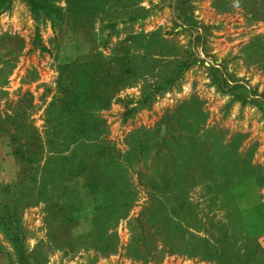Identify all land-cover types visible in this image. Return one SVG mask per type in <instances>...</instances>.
<instances>
[{
	"label": "rangeland",
	"instance_id": "rangeland-1",
	"mask_svg": "<svg viewBox=\"0 0 264 264\" xmlns=\"http://www.w3.org/2000/svg\"><path fill=\"white\" fill-rule=\"evenodd\" d=\"M68 1L57 4L66 10ZM188 2L192 28L175 0H104L91 27L55 23L25 0L0 11V203L3 186L22 173L15 149L29 140V124L44 144L41 166L59 154L90 162L102 149L97 167L73 176V193L55 190L63 198L51 207L41 199L18 208L30 263L264 264V104L256 101L264 94V0ZM140 7L147 15L130 21ZM121 46L134 52V75L106 107L79 110L87 125L76 142L73 111L58 119L61 67L96 51L114 57ZM235 84L249 100L233 95ZM54 124L69 132L65 143ZM93 176L116 179L108 193L117 197L92 193L85 177ZM122 192L130 201L113 204ZM0 264H23L1 224Z\"/></svg>",
	"mask_w": 264,
	"mask_h": 264
},
{
	"label": "trees",
	"instance_id": "trees-1",
	"mask_svg": "<svg viewBox=\"0 0 264 264\" xmlns=\"http://www.w3.org/2000/svg\"><path fill=\"white\" fill-rule=\"evenodd\" d=\"M13 1L14 0H0V11L7 9ZM25 1L29 5L31 11L34 13L43 14L45 17L50 18V20L54 21L55 23L60 22V25H67L70 21L77 20L81 21L84 27L92 26L91 21L93 14L104 4V0H69L68 8L64 10L58 6V0ZM175 2L177 5L176 8L179 11V18L181 19V22L183 24L189 25L191 28L195 27L197 23L191 22L192 15L188 0H175ZM147 13L148 10L145 7H140L136 10H129L128 19L130 21L138 20L146 16ZM131 38L134 37L131 36L129 39ZM44 49L47 50V48ZM113 56L114 57L106 58L102 52L96 51V56L94 59L83 60L78 64L75 62L66 63L61 67V75L59 80L61 81V92L59 93L58 102L62 108V112L58 116V119L62 120L64 113H70L69 111H73L74 121H77L78 123L75 129L71 128L70 130L73 133L71 137H74L76 142L80 141L78 140L79 137L86 135L84 129L85 125H87V120H85L81 114H77L79 110L84 106H90L96 109L106 107L115 92L114 90L117 89L121 84H123L122 86L128 84L131 80V77L134 75V52H132L131 46H121V49L117 52L116 56ZM114 61L117 62L113 63ZM188 64L189 60L187 59L181 61L180 65L176 66V68L172 71V74L168 77L167 81L173 82ZM116 69H118L116 72L118 74L117 80L114 79ZM123 75V81L118 84L121 80L119 77H122ZM224 82L227 83L226 80H224ZM229 87L236 98L244 102L249 100V92L246 90H241L240 92V90H238L240 89L239 84ZM261 96L262 99L256 101L263 105L264 94ZM52 105L53 103L51 104V108L47 110V115L49 116L47 121L49 124L52 122L54 117ZM58 124H54L50 130L55 139L65 143L63 138L67 139V134L69 132L63 131L61 128H59L60 125ZM3 131L6 130L0 129V132ZM28 132L30 133L27 134L29 140H26L24 144L17 146L15 149L16 155H19L21 159L22 173L15 182L3 186L5 199L0 203V224L3 227L7 238L19 253L20 260L23 262V264H34L30 263L29 257H27L23 252L22 244L24 241V235L20 230L19 222L16 218L18 208H22L24 206V202L27 205L31 203H37L41 199L47 201V205L51 207L55 204L52 203L53 197L62 199V196L66 195L65 193H73V176L77 173L86 172L89 167H97L101 163L100 152H102V149L100 152L98 151L96 155L91 156L90 162H87V159L89 158V156H87L85 158L79 159V163L74 164L72 163L75 161L74 155L65 157L59 154V157L57 156L49 158L46 165L41 166V154L44 149V144L41 141V134L39 133V130L33 126V124L28 125ZM6 133H9L12 143H15L17 138L16 134L12 133L10 130H8ZM30 138L32 140H30ZM61 152L63 153L64 151ZM57 158L61 161V165L58 169L51 166L52 162ZM236 164V167H238L239 164ZM70 169L73 170L69 171ZM59 172L62 174L67 173V175H70V178L65 176L66 178L63 177L60 180L59 176L58 180L57 175ZM85 179L86 186L90 190H93L92 193H98L103 188L104 191L107 192L106 195H104V199L109 198L108 194L111 196V193L108 192L112 187H114L116 179L113 182L106 181L104 178L99 179L96 176H93L92 178L85 177ZM257 181L264 184V174L263 176L257 177ZM231 183L232 182H228V184ZM70 187H72V190L68 191ZM55 190L62 191V196L60 193L59 195H55ZM129 195L130 193L126 194L125 192H122L117 201L113 202V204L119 203V201L122 199L125 202H129ZM115 197L117 196H111V198ZM66 198L67 197H65L63 200L67 201ZM101 199H103V197H101ZM57 205L59 204H56L55 208ZM69 206L70 204L65 202L61 208L67 209ZM63 211L65 212V210ZM71 211L72 213L70 214L68 213V210H66L65 213L70 216L75 215L77 212L75 209Z\"/></svg>",
	"mask_w": 264,
	"mask_h": 264
}]
</instances>
